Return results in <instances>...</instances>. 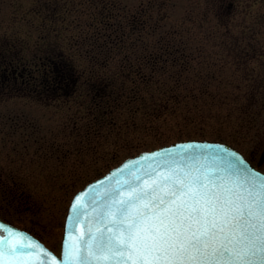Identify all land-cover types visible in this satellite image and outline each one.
Here are the masks:
<instances>
[{
  "label": "rangeland",
  "instance_id": "374dc122",
  "mask_svg": "<svg viewBox=\"0 0 264 264\" xmlns=\"http://www.w3.org/2000/svg\"><path fill=\"white\" fill-rule=\"evenodd\" d=\"M85 1L0 0V67L11 58L37 67L41 56L50 54L48 50L61 48L85 81L93 66L69 49L70 14ZM121 1L130 8L150 9L153 20L161 15L160 32H180L187 41L188 54L207 57L217 64L213 70L216 76L226 82L239 79L242 87L235 90L221 83L239 96L238 101L231 95L228 105L205 100L195 104V109L192 104L181 105L176 114H165L158 133V123H149L144 134L130 132L125 142H119L115 134L106 144L92 134L96 150L87 153L81 152L90 126L88 109L79 105L83 97L57 99L56 95L41 94L43 87L34 92L31 69L24 73L28 80L20 87L0 74V182L14 186L21 197L0 213L58 254L73 195L124 159L179 139L227 142L254 165L264 149V0ZM219 64H224L223 68ZM193 87L200 90L204 86ZM200 107L209 111H199ZM182 134L185 136L179 137ZM260 169L264 171V163Z\"/></svg>",
  "mask_w": 264,
  "mask_h": 264
},
{
  "label": "trees",
  "instance_id": "16d2710c",
  "mask_svg": "<svg viewBox=\"0 0 264 264\" xmlns=\"http://www.w3.org/2000/svg\"><path fill=\"white\" fill-rule=\"evenodd\" d=\"M149 10L130 8L121 0H86L74 8L70 14L69 49L93 66V73L85 81H81V74L63 49L55 52L48 50V46L44 47L50 54L41 56L39 66L11 58L0 67V74L20 87L28 80L24 73L31 69L36 81L34 92L43 87L41 94L56 95L57 99L83 97L79 105L88 109L90 126L81 152L87 153L94 149L92 134L104 140L101 144L108 143L115 134L119 135V142H125L130 132L136 136L146 133L149 123H158L155 129L158 133L165 114H176L181 105L194 107L205 100L223 106L229 104L231 95L238 101L239 96L221 87V83L238 90L242 81L234 77V81L226 82L216 76L215 62L188 54L187 41L180 32H160L163 17L159 15L153 20ZM205 61L208 65H203ZM222 65L218 67L223 68ZM2 81L0 76V85ZM196 84H202L203 89L196 90L193 87ZM199 111L209 110L200 107ZM190 137L196 135H186Z\"/></svg>",
  "mask_w": 264,
  "mask_h": 264
},
{
  "label": "snow or ice",
  "instance_id": "6c2138e0",
  "mask_svg": "<svg viewBox=\"0 0 264 264\" xmlns=\"http://www.w3.org/2000/svg\"><path fill=\"white\" fill-rule=\"evenodd\" d=\"M229 167L235 172L218 169L212 175L177 165L150 175L144 187L118 201L119 220L109 213L116 231L109 228L107 237L87 241L80 232L68 245L66 264H110L114 257L115 264H264V181L236 164ZM79 203L77 197L73 211ZM69 220L81 223L76 215ZM6 231L0 236V264H34L39 253L51 255L31 237L21 242L25 233Z\"/></svg>",
  "mask_w": 264,
  "mask_h": 264
},
{
  "label": "water",
  "instance_id": "95a60500",
  "mask_svg": "<svg viewBox=\"0 0 264 264\" xmlns=\"http://www.w3.org/2000/svg\"><path fill=\"white\" fill-rule=\"evenodd\" d=\"M263 163L264 149L258 164L254 165L239 149L227 142L209 139L175 141L124 159L104 175L78 190L72 197L66 213L60 255L30 232L1 218L0 224H3L5 228L0 229V236H6V229L9 227L25 233L26 235L21 242L26 243L28 237H31L42 245L47 253L51 254L39 253L34 264H66L65 252L68 245L72 243V238L79 236L80 232L85 233L84 240L87 241L92 235L99 237L103 234L104 237H107L110 235L109 228L113 232L116 231L117 225L111 223L112 218L109 213H113L115 218L119 220L122 206L118 201L126 199L130 191L144 187L143 181L147 180L150 175L154 176L157 172L167 171L177 165L186 170L189 168L207 170L212 175L218 174V169L234 173L235 169L230 168L229 165L236 164L250 178L261 182L264 181V172L260 169ZM77 197H80V203L73 211V205L76 203ZM74 215L80 219L81 223L79 225L70 223L69 218ZM89 228H91V232L88 231ZM97 228L100 229L99 233ZM69 232L72 233V237H69ZM81 246L83 247V243ZM26 251H33V249H26ZM97 254L99 255V253ZM116 259L114 257L110 264H115ZM93 264H96V262L94 261ZM100 264H106V262H100Z\"/></svg>",
  "mask_w": 264,
  "mask_h": 264
},
{
  "label": "flooded vegetation",
  "instance_id": "af4514ba",
  "mask_svg": "<svg viewBox=\"0 0 264 264\" xmlns=\"http://www.w3.org/2000/svg\"><path fill=\"white\" fill-rule=\"evenodd\" d=\"M0 190V211L4 214L11 206H13V204L19 202L17 201L18 199L21 201V197L17 195L16 188H10L3 182H0ZM0 218L8 221L1 213Z\"/></svg>",
  "mask_w": 264,
  "mask_h": 264
}]
</instances>
